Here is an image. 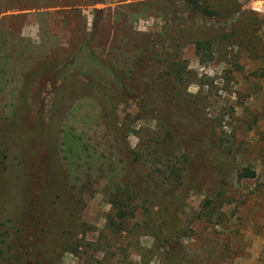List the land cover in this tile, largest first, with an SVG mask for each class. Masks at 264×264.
Masks as SVG:
<instances>
[{
  "label": "rangeland",
  "instance_id": "obj_1",
  "mask_svg": "<svg viewBox=\"0 0 264 264\" xmlns=\"http://www.w3.org/2000/svg\"><path fill=\"white\" fill-rule=\"evenodd\" d=\"M201 5L0 0V264H264V0Z\"/></svg>",
  "mask_w": 264,
  "mask_h": 264
},
{
  "label": "trees",
  "instance_id": "obj_2",
  "mask_svg": "<svg viewBox=\"0 0 264 264\" xmlns=\"http://www.w3.org/2000/svg\"><path fill=\"white\" fill-rule=\"evenodd\" d=\"M185 3L189 6H191L193 9L201 10V0H185ZM201 46V45H200ZM90 59L98 61L95 56H93V53L89 55ZM47 66L50 68L49 72L42 74V67ZM69 65H67L68 67ZM54 70L53 64H41L38 66V68L35 70L33 74H35L33 77L27 76L24 84V89L28 92L31 89L30 85L34 78L36 76L44 77L46 74L51 73ZM112 72L114 70L111 69ZM114 75V74H113ZM125 83L120 82L118 87L121 88V90L124 89ZM6 89V84L4 81H0V91H4ZM124 91V90H123ZM145 102V101H144ZM63 154L64 159L67 163V168L69 171V176L71 178L72 187L75 189L78 193H83L84 190L89 189L90 184L92 180L95 177L100 176V174L107 169L112 168L110 164H113L106 156L103 154H100V152L96 149H93L92 146L89 143H86V140L84 137H82L79 134L71 132L69 129L65 128L63 131ZM121 169L119 170V168ZM120 167L117 165L115 166V172L118 173V171L126 172V165H120ZM116 176V175H114ZM249 177H254L255 173H251V175H246ZM120 178L113 177L110 182L113 187L115 188V191L117 190V185L120 182L118 180ZM47 186V185H43ZM120 187V186H119ZM124 192V191H123ZM32 193H34L32 191ZM33 196V195H32ZM39 198V193L36 192L34 195V201L33 198L29 199L28 202L31 204H37V199ZM116 208V216L124 220L127 217L133 216L134 211L131 209H123L122 207H119L118 204H115ZM66 218V217H65ZM64 218V221L65 220ZM62 228V226H61ZM62 230V229H61ZM62 237V235L60 236ZM62 245L61 241H59Z\"/></svg>",
  "mask_w": 264,
  "mask_h": 264
},
{
  "label": "crops",
  "instance_id": "obj_3",
  "mask_svg": "<svg viewBox=\"0 0 264 264\" xmlns=\"http://www.w3.org/2000/svg\"><path fill=\"white\" fill-rule=\"evenodd\" d=\"M6 16H8V15H6ZM6 16H4V17H6Z\"/></svg>",
  "mask_w": 264,
  "mask_h": 264
}]
</instances>
